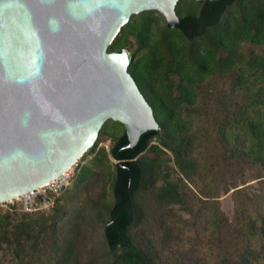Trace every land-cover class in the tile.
Listing matches in <instances>:
<instances>
[{
  "label": "trees",
  "instance_id": "obj_1",
  "mask_svg": "<svg viewBox=\"0 0 264 264\" xmlns=\"http://www.w3.org/2000/svg\"><path fill=\"white\" fill-rule=\"evenodd\" d=\"M190 1L198 8L184 13L180 0L178 26L173 28L168 23L158 34L155 16L150 11L142 12L131 18L110 46V51H122L133 35L139 51L147 49L140 56L133 54L130 72L160 125L159 130L143 134L135 147L127 148L126 126L113 120L125 127L111 149L118 163L114 204L105 223L106 257L114 264H200L162 258L156 247L134 234L143 219L138 196L156 185L158 162L149 152H157L161 146L173 152L181 173L193 181L198 162L193 155L197 135L192 129L191 108L208 78L223 75L233 78L232 90L226 95L229 105L224 107L223 94L210 99L212 107L205 108L214 117L207 134L221 144L224 167L229 171L225 174V192L235 189L234 222L217 213L218 231L224 232L219 264H264V57L250 60L238 49L244 42L264 45V0ZM254 64L259 65L260 74L252 72ZM154 141L161 146L152 144ZM247 171H254V179L261 180L260 192L245 201L238 187ZM158 200L166 205L181 201L171 185L161 186ZM16 218L12 212L0 213V249L20 260L28 251L27 239ZM74 243L73 238L62 243L55 237L44 250L31 247L35 264H80Z\"/></svg>",
  "mask_w": 264,
  "mask_h": 264
},
{
  "label": "water",
  "instance_id": "obj_2",
  "mask_svg": "<svg viewBox=\"0 0 264 264\" xmlns=\"http://www.w3.org/2000/svg\"><path fill=\"white\" fill-rule=\"evenodd\" d=\"M179 2L0 0V204L72 167L108 120L126 126L127 148L160 129L130 51L109 48L142 12L178 26Z\"/></svg>",
  "mask_w": 264,
  "mask_h": 264
},
{
  "label": "rangeland",
  "instance_id": "obj_3",
  "mask_svg": "<svg viewBox=\"0 0 264 264\" xmlns=\"http://www.w3.org/2000/svg\"><path fill=\"white\" fill-rule=\"evenodd\" d=\"M183 12L197 9L198 5L190 0H181ZM238 16L237 8L233 9ZM156 18V29L159 34L168 24L165 16L159 11H150ZM137 15H133L135 19ZM127 45L133 54L140 56L147 49L139 51V45L133 35L129 36ZM243 57L261 59L264 57V45L244 42L239 46ZM110 50V48H109ZM252 72L260 74L258 64ZM233 78L230 75L208 78L197 95V101L191 113L192 129L196 132L197 142L194 144L193 155L198 162V171L193 181L186 179L181 173L172 151L163 148L149 152L156 157L158 171L155 175V186L147 192L139 194V202L143 210L141 225L134 230L139 238L156 247L162 258L167 260L182 259L200 264H219L220 253L224 245V232L217 227V213L234 222L236 205L234 190L225 192L226 173L224 152L216 141V137L208 135L214 117L205 111L212 107L210 99L224 94V107L228 106L226 95L231 92ZM214 108V106H213ZM215 108H217L215 106ZM197 109V110H196ZM113 120L103 126L99 138L93 147L80 159V167L70 186L59 196L56 207L50 211L38 212L43 215H24L19 201L0 204V213L9 212L17 215L15 223L21 224L24 230L26 255L20 260L13 259L5 250L0 249V264H35L34 249L44 250L50 245L52 238L62 243L67 238L75 239L74 250L80 258V264H114L106 257L105 223L109 219L108 209L114 204L113 184L118 160L111 154L117 135L124 131ZM262 144L264 141L262 140ZM264 151V150H263ZM89 171L85 174V172ZM84 172V174H83ZM82 175L84 177H82ZM255 172L247 171L243 181L239 182L245 201L258 194L261 179H254ZM243 182H245L243 184ZM177 189L180 202L166 205L160 203L158 194L161 186ZM248 197V198H247ZM29 239V240H28ZM31 247L34 249L32 250Z\"/></svg>",
  "mask_w": 264,
  "mask_h": 264
},
{
  "label": "built area",
  "instance_id": "obj_4",
  "mask_svg": "<svg viewBox=\"0 0 264 264\" xmlns=\"http://www.w3.org/2000/svg\"><path fill=\"white\" fill-rule=\"evenodd\" d=\"M80 167V159L69 169L41 187L28 191L20 197L10 201H19L21 210L33 214L50 211L56 204L59 196L70 186Z\"/></svg>",
  "mask_w": 264,
  "mask_h": 264
}]
</instances>
